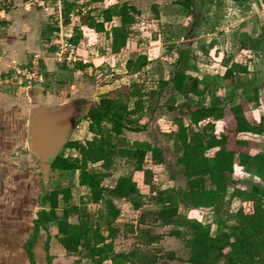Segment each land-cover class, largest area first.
Listing matches in <instances>:
<instances>
[{"label": "trees", "instance_id": "16d2710c", "mask_svg": "<svg viewBox=\"0 0 264 264\" xmlns=\"http://www.w3.org/2000/svg\"><path fill=\"white\" fill-rule=\"evenodd\" d=\"M101 3L105 0H89ZM192 15L198 8L194 0H178ZM202 5L205 1L201 2ZM78 0H62L63 23L69 25L72 16L80 17L81 24L73 27L68 43L78 45L83 37V26L98 33L106 32V25L119 18V24L112 25L111 49L114 53L124 49L133 32V26L141 10L128 0H117L101 9L93 8L85 13ZM94 11H97L96 14ZM200 19L203 21V17ZM56 28H51V32ZM43 32V37L47 36ZM259 38H252L250 48H255L264 41V31ZM246 43V42H245ZM243 43V46L245 45ZM177 58L174 73L169 79H160L158 88L148 91L138 82L131 86H121L102 96L92 105L83 117L88 121L91 138L84 141L70 139L52 164L51 170L78 171L79 184L87 187L90 200L94 204H102L96 224L91 221V214L81 212L76 204H72V187H58L46 191L40 198L41 208L33 220L34 229L24 244L30 264L36 261L34 246L42 230L49 226L58 228V240L69 253L83 254L93 264H157L158 258L151 257L147 250L117 251L115 239L119 228L116 221L121 214L118 200L130 202L136 209L143 206L140 197L142 190L132 175H120L113 185L104 181L112 176V167L118 158L133 160L135 169L144 173V183L151 186V199L157 205L153 210L154 222L161 226H170V234L182 238L187 230L189 237L184 239L188 250L186 262L189 264H264V172L257 179L255 173L248 170L247 176L236 175L238 155L251 145V141L239 138L240 133L252 132L264 127V114L259 122L249 119L246 103L250 99L260 101L259 86L241 77L249 72L247 66H241L238 75L231 66H226L224 79L236 89L243 88L241 98L235 100L234 92L226 100L210 91V102L206 103L205 92L201 89L202 80L188 73L195 70L191 66L189 48L176 50ZM129 58L126 62L127 71L138 73L146 65L147 60ZM234 74V75H233ZM251 85V86H248ZM172 86V95L180 94L190 101L174 106L167 105L169 111L186 109L189 123L177 114L171 121L173 130L167 134L174 139L175 165L185 180V187L157 188L153 184V165L167 164L166 147L150 141L130 140L126 131L141 132L148 127L142 122L146 110V98L153 101L163 96L165 89ZM209 85L206 84V89ZM210 90V89H209ZM230 104L235 129L225 127L217 130L215 121L225 118V104ZM226 104V105H227ZM232 104V105H231ZM74 149L78 155L65 156V149ZM100 165L101 170H92L89 165ZM172 177H175L174 175ZM233 188L232 195L242 201L241 207L235 212L223 210V201ZM64 207L61 209V204ZM182 208L213 212L221 217L218 220L217 232H212V224L204 223L198 218H191ZM72 215L78 216L77 222L70 220ZM227 216L228 218H225ZM145 216L138 220V232L143 234V243L157 242L161 236L150 234ZM232 219L234 223L228 222ZM106 229L108 234L103 232ZM50 236L45 243L48 252V264H53L49 254ZM168 259H178L175 252L168 253Z\"/></svg>", "mask_w": 264, "mask_h": 264}, {"label": "rangeland", "instance_id": "374dc122", "mask_svg": "<svg viewBox=\"0 0 264 264\" xmlns=\"http://www.w3.org/2000/svg\"><path fill=\"white\" fill-rule=\"evenodd\" d=\"M78 1L83 5L82 11L85 13L93 8L106 7L117 0H105L101 3H93L89 0ZM128 1L136 5L141 10V14L137 17V22L133 26V32L127 46L117 54L111 49V34L108 36L106 33H98L87 26L82 27L83 37L77 45L78 48L72 52L67 45L68 38L73 32L74 26H82L80 17L77 15L72 16L71 23L65 25L62 17V0H43L40 7L43 6L42 8L46 10V19L41 27L44 31H47V36L41 39V46L37 53L47 59L46 62L50 65L44 66L46 69V83L31 87L33 89L38 88L39 93L45 95V99L43 96V99L34 105V110L42 105H62L71 100H77L80 103L79 113L77 114L78 119L70 139L84 141L92 137L89 134L88 121L85 122L83 119L90 106L95 105L102 96L110 94L123 85L131 86L138 82L145 91L158 88L160 79H168L174 73L173 63L177 58L176 50L189 48L190 58L193 59L190 65L197 66L200 64L201 67L200 69L196 67L199 70L197 77L202 78L201 89L205 92L207 104L210 102L209 92L213 90L216 92L215 94L224 97V100L227 99L230 93L234 92L235 100H239L243 88L236 89L225 81L223 78L226 72L225 65L232 67L235 76L238 75L241 66H247L249 72L241 75V77H244V80L254 82L252 84L260 88V101L256 102V100L250 99L246 103L247 115L249 118L254 119L253 112H250V110H254L255 113L256 107L259 106L261 107L258 113L264 111V41L257 47L250 48L252 38L261 37L260 35L264 31V0H194L198 9L192 15L184 10L178 0ZM202 1H205V4L202 5ZM35 2L37 4L40 1ZM33 7L38 6L33 5ZM94 12L96 14L97 11ZM200 17H203V21ZM115 22L108 23L106 27L109 29ZM51 28L56 29L51 32ZM243 43H245L244 46ZM60 55L65 59L63 62L57 61ZM69 57L71 59L67 60ZM139 57H145L141 61L146 59L148 63L138 73L131 74L127 71L126 61L129 58L136 59ZM84 59L87 61L84 62ZM49 68H53V70ZM196 69L190 70L188 73L192 74L191 71H197ZM194 73L196 74V72ZM8 77L9 83L7 84L12 93L18 96L20 91H26L25 88L28 85L22 83L20 78L15 77L12 72ZM206 84L209 85L208 89H206ZM251 85L248 84V86ZM171 93L172 86L170 85L165 89L160 99L155 97L153 101H149L146 98V108L149 106L150 110L145 111L142 116V122H147L149 125L145 136H151L150 139L155 142L154 144L166 147V152H168L166 156L167 164L157 167L155 170L156 175L153 176V184L162 189L185 187V180L180 173V168L175 165V156H173L174 139L167 134L170 130H173L171 121L177 114L184 119L186 124L190 121L185 113V108L182 107L178 111H169L167 105L169 103L177 106L190 100L180 94H174V98H170ZM47 95H53L55 97L53 98L54 101H46ZM226 104V115L223 122H225L224 126H229L232 129L234 125L233 115L230 111V104ZM260 116L259 113L257 117L260 118ZM213 121L216 129L221 130L223 126L218 123L219 120ZM129 133L131 131H126L125 134ZM250 138H254V144L259 147L257 144L258 137L250 136ZM259 152L264 154V150ZM64 154L65 156L74 157L78 155V152L68 148L65 149ZM0 158L1 171L12 169L15 174L18 173L16 176L24 174L25 180L20 179V176L17 177V186L30 188L29 184H32L34 200L48 190L70 185L73 193L71 203L80 208V213H90L92 223H97L102 204L91 202L88 188L81 186L78 182V171L53 169L48 179L42 180V168L39 165L38 158L29 149L28 144L24 148L18 146L9 151L2 148ZM99 166L89 165L92 170H100ZM247 167L246 165L245 169ZM251 168L254 170L256 178L260 179L263 168L262 162H256ZM111 171L112 176L104 181L106 185H113L122 174L132 175L133 177L138 174L133 160L121 158L116 160ZM246 171L243 172L245 176L249 173L247 169ZM243 173L240 167L239 170H236L238 176L243 175ZM173 175L175 177H172ZM24 181H27L28 186L24 185ZM140 184L142 185L140 199L143 202L140 209H136L130 202L118 200L121 214L116 221L119 232L115 239V249L117 251L147 250L151 257L158 258L157 264H189L186 262L188 250L184 246L183 239L190 236L189 232L185 230L183 237L178 238L170 234L172 227L161 226L159 223L154 222L155 216L152 212L157 208V205L151 199V186L144 187L142 182ZM232 192L233 188L231 187L223 201L222 208L224 211L235 212L242 205V201L233 196ZM63 207L64 204L62 203L61 209ZM40 208V204L34 203L33 215L35 217ZM182 211L191 218H198L204 223H211L212 232L214 234L217 232L220 215L199 209L182 208ZM141 215L145 216L146 221V225L143 227L148 228L152 236H161L157 242L143 243L144 236L137 229ZM225 218L228 217L225 216ZM70 220L77 222L78 216L72 215ZM227 220L231 224L234 223L232 219ZM51 228L55 230L57 227L51 225L49 226L50 231L44 232L51 234L52 238L54 233L52 234ZM56 231H58V228ZM103 232L108 234L106 229H103ZM43 248L45 249L44 245ZM51 249L52 246L50 251H52ZM54 250H56L57 256L55 260L51 257L53 264H93L86 260L83 254L67 252L61 244L60 246L57 245ZM172 251L176 253L178 259H168V253ZM41 255L42 263L48 264L45 250L41 252ZM222 264L226 263L222 261Z\"/></svg>", "mask_w": 264, "mask_h": 264}, {"label": "crops", "instance_id": "0c3cea01", "mask_svg": "<svg viewBox=\"0 0 264 264\" xmlns=\"http://www.w3.org/2000/svg\"><path fill=\"white\" fill-rule=\"evenodd\" d=\"M35 1L37 0H0V151L2 148L3 150L6 149V151H9L18 146L24 148L26 144L29 145V122L34 112L40 108L36 107L34 110V105L41 101L43 96L45 99V95L40 94L38 88H31L32 86H26V91L22 90L20 91V94L16 96L11 90H9L10 88L7 84L9 83L8 76L12 72L13 64L23 63V61L26 62V59H29L32 53L37 52L40 49L41 39L44 38V29L41 26L46 19V10L42 8L43 6L40 7L43 0H39L40 2L37 4ZM33 5L38 7H33ZM114 21H116L114 25L119 24V18H115ZM106 28V32L102 33H106L109 36L111 27L109 29L108 27ZM117 54H119V52ZM149 59L151 60V58ZM46 61L47 59L44 60V62L47 63L45 65L49 66L50 64ZM191 61H193V59ZM196 67H198V69L201 68L200 64ZM51 69L53 70V68ZM198 69H196L197 71H191V73L197 76L199 73ZM194 72H196V74ZM53 98H55L53 95H47L46 101L52 102L54 101ZM60 105L61 104L50 106L42 105L41 107H58ZM148 107L145 111L150 110ZM260 107L261 106L256 107L257 113H254V110H250V112H253L254 117V119L249 118L251 121H260V118L257 116L259 113L261 115L264 114V111L258 113ZM88 110L85 115L88 113ZM85 122L87 121L85 120ZM218 123L223 126L221 130L225 127L231 128L229 126H224L225 122H223V120H219ZM9 126H11V128H9ZM233 129H235V124L232 127V130ZM146 132L147 130L131 132L127 134V136L133 141L149 140L150 142L155 143L150 139L152 138L151 136H145ZM250 136L258 137L257 144L259 147H256L254 144V138H250ZM238 137L250 140L251 145L244 150V153L238 155L236 170H239L240 167L242 173L247 172L246 169L252 171L253 169L251 167L256 162H262V175L264 172V154L259 151L264 150V127L256 128L252 132L240 133ZM246 165L248 167L245 169ZM161 166L153 165L152 163L148 165V167L153 168L154 170L153 176L156 175V168ZM98 168L100 169L101 166ZM137 172L138 174L137 176H134V179L139 183L141 188L142 185L140 182L144 184V187L148 186V184L144 183V173L140 171ZM252 172L255 173L254 170ZM16 175H18V173L15 174L12 169L0 170V264H30L29 258L24 249V244L33 233V220L37 217V215L36 217L33 215L34 203L40 204V198L42 195L34 200L32 184H29L30 188L18 187L17 177L20 176V179L22 178L25 180V176L24 174H20L19 176ZM41 178L44 180L43 176ZM21 184H23V182H21ZM24 185L28 186L27 181H24ZM53 229L54 228H51L52 234L54 233V236L52 237L53 239L50 236L51 234L44 232H49L50 229L42 230L38 236L37 242L34 246V253L38 264H44L41 260V252L45 250L43 245L45 246L44 240L46 243L48 235L50 236V248L52 246V251H50L49 248V254L54 260L56 259L55 257L57 256V253L54 248H57V245L60 246V242L58 237H56L58 234V231H56L57 228H55V230ZM47 256L48 252H46V257Z\"/></svg>", "mask_w": 264, "mask_h": 264}, {"label": "water", "instance_id": "95a60500", "mask_svg": "<svg viewBox=\"0 0 264 264\" xmlns=\"http://www.w3.org/2000/svg\"><path fill=\"white\" fill-rule=\"evenodd\" d=\"M80 103L71 100L58 107L38 108L29 122V149L38 158L43 179L64 149L76 126Z\"/></svg>", "mask_w": 264, "mask_h": 264}, {"label": "built area", "instance_id": "2783aa9c", "mask_svg": "<svg viewBox=\"0 0 264 264\" xmlns=\"http://www.w3.org/2000/svg\"><path fill=\"white\" fill-rule=\"evenodd\" d=\"M69 49L73 52L74 49L78 48V46H74L71 44H67ZM71 57L67 58V60H70ZM45 58L40 53H32V55L29 57V59L25 63H14L12 67V74L15 75V77L20 78L22 83L28 86H39L46 83V77H45ZM65 59L60 55L58 60L59 62H63ZM84 62L87 60L84 59Z\"/></svg>", "mask_w": 264, "mask_h": 264}]
</instances>
